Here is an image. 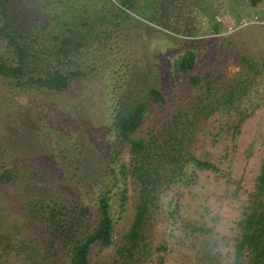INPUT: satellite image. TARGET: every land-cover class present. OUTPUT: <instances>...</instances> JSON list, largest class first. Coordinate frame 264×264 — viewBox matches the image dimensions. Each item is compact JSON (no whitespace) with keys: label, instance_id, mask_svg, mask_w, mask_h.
Instances as JSON below:
<instances>
[{"label":"rangeland","instance_id":"374dc122","mask_svg":"<svg viewBox=\"0 0 264 264\" xmlns=\"http://www.w3.org/2000/svg\"><path fill=\"white\" fill-rule=\"evenodd\" d=\"M161 2L152 20L130 12L133 20L84 49L97 56L98 70L86 67L68 92L23 91L0 80V174L13 176L0 183V264H69L68 250L49 243V212L81 204L92 210L90 228L96 227L98 197L112 188L106 149L115 142L117 97L150 86L166 103H153L134 139L163 143L178 128L186 135L185 157L220 172L183 161L182 175L160 191L143 264L232 262L264 162V0ZM188 51L197 54V65L185 75L177 63ZM191 76L201 85H192ZM121 157L130 167L128 146ZM128 189L125 212L122 187L113 191L114 242L95 247L90 264L117 259L139 203L132 178Z\"/></svg>","mask_w":264,"mask_h":264},{"label":"trees","instance_id":"16d2710c","mask_svg":"<svg viewBox=\"0 0 264 264\" xmlns=\"http://www.w3.org/2000/svg\"><path fill=\"white\" fill-rule=\"evenodd\" d=\"M115 1L117 4L114 0H0V80L23 91L68 92L71 86L83 81L86 67L92 72L98 70L97 56L86 55L84 49L89 51L92 43L100 42L103 33L119 31L125 22L133 20L130 12L152 20L155 10L162 7L161 0H148L144 5L139 0ZM260 1L252 3L257 5ZM196 65L197 54L188 51L177 63V71L190 75ZM190 83L199 86L202 80L191 76ZM232 99L227 97L229 102ZM154 102L166 103L163 92L155 86L136 95L128 92L117 97L110 125L115 142L106 149L112 188L98 197L96 227L90 228L92 210L87 206L76 203L70 209L62 205L51 208L48 240L53 248L61 245L68 250L69 264H90L95 247L113 245L112 193L122 187L119 208L125 212L129 178L139 187V203L113 264H143L160 191L171 178L182 175L185 162L201 172H220L211 162L188 153L185 157L186 135L183 130L178 133V128L163 143H159L158 137L149 141L134 139ZM245 120L240 119L238 128ZM122 146L129 147L130 167L122 160ZM12 178L10 172L0 174V183H10ZM230 264H264V162Z\"/></svg>","mask_w":264,"mask_h":264}]
</instances>
